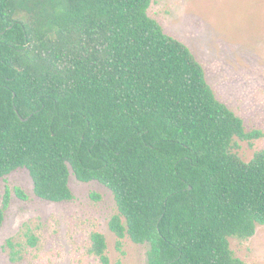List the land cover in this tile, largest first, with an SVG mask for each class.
<instances>
[{"label": "trees", "instance_id": "1", "mask_svg": "<svg viewBox=\"0 0 264 264\" xmlns=\"http://www.w3.org/2000/svg\"><path fill=\"white\" fill-rule=\"evenodd\" d=\"M151 2L0 0V178L27 168L52 201L73 198L72 172L103 183L118 248L148 242L147 264H246L230 239L264 224V149L246 161L236 141L264 132L217 97ZM91 240L109 264L105 234ZM7 246L23 258L20 242Z\"/></svg>", "mask_w": 264, "mask_h": 264}, {"label": "rangeland", "instance_id": "2", "mask_svg": "<svg viewBox=\"0 0 264 264\" xmlns=\"http://www.w3.org/2000/svg\"><path fill=\"white\" fill-rule=\"evenodd\" d=\"M149 14L165 31L186 43L203 64L217 97L240 115L248 130L264 132V0H152ZM236 151L246 160L264 149V136L237 139ZM73 198L44 199L35 193L27 168L0 178V264H103L90 253L91 234H105L109 264H147L150 244L122 239L110 228L118 205L103 183L80 181L72 172ZM21 188L26 197L16 192ZM99 195V197L97 196ZM27 229L39 236L33 246ZM22 244L23 258L13 261L7 240ZM231 247L246 264H264V224L248 238L232 237Z\"/></svg>", "mask_w": 264, "mask_h": 264}]
</instances>
